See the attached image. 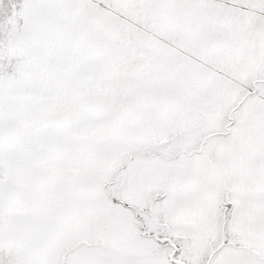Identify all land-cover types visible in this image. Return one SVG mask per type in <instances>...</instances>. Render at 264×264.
I'll return each mask as SVG.
<instances>
[{
    "label": "snow or ice",
    "instance_id": "1",
    "mask_svg": "<svg viewBox=\"0 0 264 264\" xmlns=\"http://www.w3.org/2000/svg\"><path fill=\"white\" fill-rule=\"evenodd\" d=\"M0 264H264V0H0Z\"/></svg>",
    "mask_w": 264,
    "mask_h": 264
}]
</instances>
